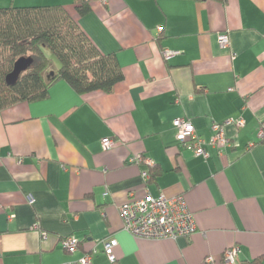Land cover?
<instances>
[{
	"label": "crops",
	"instance_id": "obj_1",
	"mask_svg": "<svg viewBox=\"0 0 264 264\" xmlns=\"http://www.w3.org/2000/svg\"><path fill=\"white\" fill-rule=\"evenodd\" d=\"M88 1L80 25L123 79L85 94L57 80L45 100L0 111V264H63L91 251L92 264H224L234 245L238 261L264 255V0ZM58 4L74 12L73 0H0ZM179 117L205 141L214 123L244 124L224 125L231 146L206 145L201 157L179 143ZM145 191L183 193L196 231L159 240L126 231L120 206ZM68 237L79 240L74 252ZM110 238L114 263L103 251Z\"/></svg>",
	"mask_w": 264,
	"mask_h": 264
},
{
	"label": "trees",
	"instance_id": "obj_2",
	"mask_svg": "<svg viewBox=\"0 0 264 264\" xmlns=\"http://www.w3.org/2000/svg\"><path fill=\"white\" fill-rule=\"evenodd\" d=\"M73 6L72 13L62 4L0 7V111L23 101L45 100L57 80L85 94L109 93L123 79L116 56L103 53L80 25L79 18L91 11L89 1L73 0ZM20 57H32L33 63L10 84L7 76ZM54 58L59 65L48 80L44 72ZM158 172L156 165L151 168L152 176ZM263 262L264 255H259L237 264Z\"/></svg>",
	"mask_w": 264,
	"mask_h": 264
},
{
	"label": "built area",
	"instance_id": "obj_3",
	"mask_svg": "<svg viewBox=\"0 0 264 264\" xmlns=\"http://www.w3.org/2000/svg\"><path fill=\"white\" fill-rule=\"evenodd\" d=\"M163 29V27H160ZM218 41L222 47L230 46V38L228 32H222L218 35ZM174 51L166 50L164 55L170 58ZM233 57L235 54L232 55ZM236 124L238 126L244 124L243 118L227 119L223 123H214L213 134L209 141H205L198 136L192 123L185 117L176 118L173 125L176 128V136L179 143L190 148L196 156L208 157L209 152L206 145L214 146L219 153L227 147L231 146V139L224 132V125ZM260 136L264 137V123L260 128ZM102 145L106 148H112L115 141L109 137L102 139ZM222 149V150H219ZM143 161L142 155L132 158V162ZM145 162L151 163L150 159ZM148 174L145 172V176ZM32 200V199H31ZM120 215L122 217L124 229L132 235L145 239H174L179 236H191L197 229V223L194 215L189 210L185 195L180 193L173 197H167L164 194L154 196L148 191L143 196L132 198L120 206ZM47 238V235L44 237ZM79 240L76 237H68L63 240V245L69 252L77 249ZM103 251L109 261L116 262L114 248L118 241L116 238H110L102 242ZM95 250V249H94ZM240 251L238 245L228 247L222 254L224 264H237V256ZM206 262L214 263V259L208 256ZM63 264H92V251L85 253L76 262H67Z\"/></svg>",
	"mask_w": 264,
	"mask_h": 264
},
{
	"label": "water",
	"instance_id": "obj_4",
	"mask_svg": "<svg viewBox=\"0 0 264 264\" xmlns=\"http://www.w3.org/2000/svg\"><path fill=\"white\" fill-rule=\"evenodd\" d=\"M32 63H33L32 57L18 58L14 63L13 71L9 73L7 76V81L10 84H13L17 80L21 72L25 71L28 67H30Z\"/></svg>",
	"mask_w": 264,
	"mask_h": 264
},
{
	"label": "rangeland",
	"instance_id": "obj_5",
	"mask_svg": "<svg viewBox=\"0 0 264 264\" xmlns=\"http://www.w3.org/2000/svg\"><path fill=\"white\" fill-rule=\"evenodd\" d=\"M47 53H48L49 56L54 57L50 52L47 51ZM53 65H54V66L59 65L58 60H57L56 58H54V63H53ZM53 65H50V66L45 70L44 73H47V74H48V73H51V71H53V67H52Z\"/></svg>",
	"mask_w": 264,
	"mask_h": 264
}]
</instances>
